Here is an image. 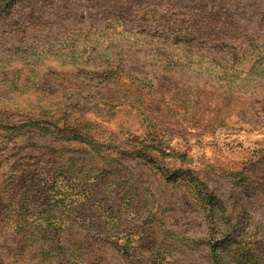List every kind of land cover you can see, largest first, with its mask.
Returning <instances> with one entry per match:
<instances>
[{
	"label": "rangeland",
	"instance_id": "rangeland-1",
	"mask_svg": "<svg viewBox=\"0 0 264 264\" xmlns=\"http://www.w3.org/2000/svg\"><path fill=\"white\" fill-rule=\"evenodd\" d=\"M74 118L150 157L121 163L178 264H209V242L264 264V0H0V264H24L1 230L14 168L70 146Z\"/></svg>",
	"mask_w": 264,
	"mask_h": 264
},
{
	"label": "trees",
	"instance_id": "trees-1",
	"mask_svg": "<svg viewBox=\"0 0 264 264\" xmlns=\"http://www.w3.org/2000/svg\"><path fill=\"white\" fill-rule=\"evenodd\" d=\"M92 124L81 120L69 128L64 122L56 135L66 137L70 146L38 158L30 172L12 166L1 230L6 238H18L16 256L24 264H178L170 252L177 241L148 238L153 223L161 229L163 220H156L154 212L161 208L152 194L138 190L121 163L122 154L150 157L139 148L120 149L115 134L105 140L103 130ZM186 178L183 185L198 196L199 179ZM205 195L200 202L213 227L223 214L218 201ZM70 225L76 226L74 232ZM209 250V264H225L218 244L209 242Z\"/></svg>",
	"mask_w": 264,
	"mask_h": 264
}]
</instances>
